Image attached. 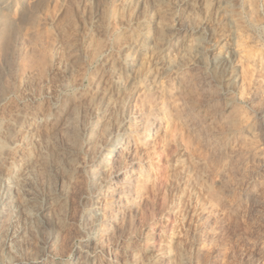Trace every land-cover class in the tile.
Listing matches in <instances>:
<instances>
[{
	"label": "bare ground",
	"instance_id": "6f19581e",
	"mask_svg": "<svg viewBox=\"0 0 264 264\" xmlns=\"http://www.w3.org/2000/svg\"><path fill=\"white\" fill-rule=\"evenodd\" d=\"M116 1L92 45L58 55L37 0H0V107L16 86L28 104L0 129V264H225L226 241L264 264V0H216L211 30L180 3L136 30L127 14L125 42ZM156 154L174 239L155 249L132 220Z\"/></svg>",
	"mask_w": 264,
	"mask_h": 264
},
{
	"label": "rangeland",
	"instance_id": "374dc122",
	"mask_svg": "<svg viewBox=\"0 0 264 264\" xmlns=\"http://www.w3.org/2000/svg\"><path fill=\"white\" fill-rule=\"evenodd\" d=\"M137 1L138 0H132L128 6L124 5L123 0L116 1L114 9L115 20L113 24L114 27H116L119 31V35L117 36L119 42H125L127 39H129L128 35L130 31L127 28L128 25H122V20L123 18H126L127 14H130L131 17L129 21L130 29H140L145 25L144 23L140 22L144 10H146V12L149 11L153 14H158L159 11H166L170 3H180L179 7L176 10V14L180 18L184 19L186 24L190 28H193V30L197 27H202L205 29L207 28L208 30H211L212 28L215 29L220 26L223 20V15L220 12L221 6L216 0H139L141 2V5H138ZM37 2L41 4L40 11H42V14H48L50 16L52 15L51 21H49L50 23L48 22V24L44 27L42 26V28L47 27L49 31L51 30L50 32L56 37L59 43L58 55L64 48L76 49L81 46L88 47L94 43V39L100 31L102 21L101 19L104 16V11H101L100 9L102 0H37ZM240 2L241 0H233V7L231 8V10H236ZM218 5L220 7H218ZM17 8L18 4L15 6V9L14 7L12 9L17 10ZM89 16L94 17V21L92 24L88 21ZM193 30H191L190 33L188 32V38L197 36V33L194 32L195 30ZM220 50L221 48L217 47L215 52H218ZM165 60L167 63L173 61L171 52H168V54H166ZM98 66L91 67L90 74H94V72H97V69H99ZM86 84H88V82L84 83V85ZM44 89H41V91H44ZM72 95V86L71 83L69 84L68 82L66 86H64V92L59 100L60 102L64 101V105V103L66 104L65 100H67ZM41 97H39L38 99V103L40 105L43 103L41 101H44L42 95ZM26 104L27 102L22 100L21 88H18L16 86L13 93L9 96L8 100H6L0 107V129L3 125L2 121L6 117L8 112H12L14 110H25V108L28 107V104ZM153 158V167H151L153 181L151 185L146 188L145 198L140 202L139 212L137 213L136 218L132 220L133 225H131L133 230L137 227H141V224L142 226L147 225V228L149 227V234L151 235L150 237L153 243V245L151 246H157L154 247L155 249L161 245L162 236L164 235L163 240H166V246L167 248H169L173 242V240L171 239H174V237H171L172 235L170 234V225L172 223H170L171 221L168 216H163L164 218H161L159 216V214L161 215L160 211L162 210L161 205H163L161 190L165 182L164 173L166 170L165 165H163L161 154H156L155 156H153ZM209 181L211 182V180ZM149 208L151 209V212ZM148 217H150L151 219ZM158 218L160 219L158 220ZM161 228H163V230ZM168 234H170V236ZM228 242L229 244H231H227ZM232 243L234 242L226 241V246L229 245L230 248L232 247V249H230L228 246L229 251H226L227 257L225 258V260L228 259V261H226L225 264H229L230 262L232 264H245V260L243 259L244 247L242 248V246H237L235 245L236 243ZM240 248L243 251H241ZM232 252L234 253L232 254ZM171 254H173L172 249L170 251V255ZM234 254L235 256H233ZM237 257H239V259ZM234 258L235 260H233Z\"/></svg>",
	"mask_w": 264,
	"mask_h": 264
}]
</instances>
